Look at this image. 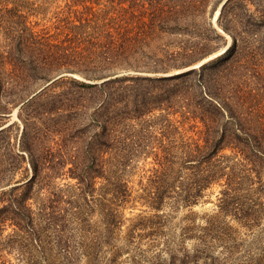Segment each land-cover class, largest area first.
<instances>
[{
    "label": "rangeland",
    "instance_id": "obj_1",
    "mask_svg": "<svg viewBox=\"0 0 264 264\" xmlns=\"http://www.w3.org/2000/svg\"><path fill=\"white\" fill-rule=\"evenodd\" d=\"M223 7L231 32L224 31V20L219 19ZM85 8L92 11V28L72 29L80 25L78 17H90ZM248 14L252 19L246 22ZM261 14L264 0H0L3 55L8 51L16 55L17 48L22 57L29 55L32 36L52 44L76 38L84 47L92 35V43L103 45L121 17L127 46L132 48L128 59L138 60L101 72V79L61 71L31 85L20 101L0 99V161L1 169H8L0 182V209L24 205L37 231L35 235L28 227L19 231L6 221L0 227V264H194V255L196 264H255L258 260L264 264L261 195L256 221L249 224L219 212L223 180L212 183L193 205H185L174 193L157 211L141 202L152 169L173 167L184 181L196 170L236 163L238 156L230 147H224L209 163L201 162L197 152L189 153L195 145H204V124L172 102L159 101L170 99L173 84L182 80L196 84L200 63L208 66L203 71L206 79L219 64L236 58L247 64L244 72L249 85L256 88L257 99L264 104V21L257 19ZM238 17L244 19L241 25ZM230 33L236 35L237 48H232ZM191 71L187 78L170 80ZM62 75L66 76L63 81L48 86ZM70 79L96 86L104 83L101 90L113 93L121 113L111 138H102L100 126L92 122V89L73 95L86 109L65 110L61 118L42 113L28 119L26 105L21 106L24 102L46 86L43 92L49 95L63 92L71 97ZM199 89L192 88L196 98ZM140 98L154 103L135 112L131 103ZM50 117L57 122L51 125ZM46 127L63 132L44 135ZM33 128L42 132L37 141L32 140ZM95 135L106 144L99 145L104 171L92 183ZM25 142H34L37 154L45 148L55 156L62 153L63 166L49 182L26 186L33 171ZM17 160L20 164L11 170ZM48 215L60 218L62 228L47 227Z\"/></svg>",
    "mask_w": 264,
    "mask_h": 264
},
{
    "label": "trees",
    "instance_id": "obj_2",
    "mask_svg": "<svg viewBox=\"0 0 264 264\" xmlns=\"http://www.w3.org/2000/svg\"><path fill=\"white\" fill-rule=\"evenodd\" d=\"M85 12L89 13L90 17L81 15L77 19L80 25H73L72 29L92 28V11L90 8H85ZM105 14L101 18H105ZM224 14L225 7L222 8L219 19L224 20V24H222L224 31L231 32L225 25ZM233 16L237 17L235 14ZM250 19H252V16L248 14L246 22ZM257 19L260 23L263 22L264 15L261 14ZM243 20L238 17L237 22L239 25L243 23ZM121 21L122 18L120 17L116 21L117 28L114 29L113 33H108L103 45L98 42L92 43V35L86 40L87 45L84 47H80L81 41H77L76 38H65L63 41H59L58 44H52L47 39L32 36L29 45H27L30 51L29 55L22 57L20 55L21 48H17L16 55L11 54L10 51L5 52V55L0 53V99L4 98L5 103L14 102V100L20 101L29 94L28 88L31 85L39 80L45 81L50 75L61 71L78 73L86 78L101 79L104 76L99 75L101 72H109L120 66H129L132 61L137 62L136 59H128V53L132 48L127 46L128 41L123 33L124 28ZM232 37V48H237L236 35L233 33ZM133 45H135V42ZM231 59L228 62L219 64L213 71L212 76L206 79L203 78V71L208 66H201L199 72L196 73L195 71V74H197L196 84L190 80H182L173 84L171 85V92L174 95L171 94L170 99L168 97L161 98L162 101L159 102H172L180 109H184L185 113L198 117L204 124V145H195L193 150H189V153L195 151L201 162L209 163L224 147H230L238 156L236 163L222 169L213 166L212 168L196 170L186 179V184V180L182 181L183 179H180L178 169L170 166L152 169L147 177L146 184L142 188L143 193L141 195L142 204L150 210H159L165 198L171 193L180 197L181 202L185 205H193L202 195V192L212 183L223 180V189L220 191V197L218 198L219 212L225 215L231 214L240 221L244 220V224L256 221L255 212L261 205L258 196L261 195V198L264 199V194L261 192L264 191V104L257 99L258 92L256 88L249 85V78L246 77L247 73L244 72V70H247V64L242 62L241 59ZM191 73L194 72L180 74L177 77L170 78V80L187 78ZM64 77L66 76L58 77L48 86L55 84L57 81H63ZM161 81L166 82L165 79L157 80V82ZM105 82H110V80ZM70 83L73 84L71 97H67L63 92H52L49 95L43 92L48 87L46 86L24 102L21 106L26 105L28 119L41 116L42 113L45 116L55 114L58 118H61L63 115L61 112L65 110L79 109L80 107L86 109L87 107L80 103L78 98L75 99L73 95H76V91L92 89V122L98 123L100 126L102 138H111L114 129L118 125L116 117L121 113L120 104L118 101H114L113 93H106L101 90L104 83L96 86V84L89 85L73 79H70ZM193 86L201 89V92L199 89L200 94L197 98L192 92ZM190 91L193 96L190 95ZM102 94L103 97L98 99V96H102ZM126 102L127 100L124 101V103ZM132 102L133 108L136 109H134L135 112H142V109L145 110L150 106V103H154L143 98ZM207 108L211 111L208 112ZM52 118L54 117H50L51 125L57 122L56 120L53 121ZM33 131L32 140L37 141L39 133L42 134V132L36 128H33ZM55 132L59 134L63 132V129L55 131L50 127H46L43 134L49 135ZM26 133L27 127L24 126L23 135H26ZM105 144L97 139L95 135L93 145L96 149L92 156V183L104 171L101 167L103 159L99 145L104 146ZM36 146L34 142H25L23 145L33 171V175L26 186H33L36 181L38 183L49 182L51 177L58 174V170L63 166L62 153L55 156L49 148H45L44 152L37 154ZM19 157L24 159L22 155ZM219 158L225 159L223 156ZM166 161L170 162L168 159ZM19 164L20 162L17 160L11 170L16 169ZM2 165L3 163L0 161V182L6 178L5 172L8 170L5 167L4 170L1 169ZM11 170L9 169L10 172H12ZM176 183L179 185H175ZM14 206V210L9 205L0 209V227L6 221H10L19 231L28 227L35 235L37 231L34 229L33 219L31 215H26L28 209L20 203ZM19 215L22 217H19ZM109 215L112 217L113 214L109 213ZM60 221V218L52 215L45 218L47 227L51 226L56 229L62 228L63 225L59 223ZM93 257L94 252L92 251V259ZM185 257L187 258L188 255ZM196 257L195 255L192 256L194 264H196ZM182 262H184V259H182ZM259 262L260 260L255 264H263Z\"/></svg>",
    "mask_w": 264,
    "mask_h": 264
},
{
    "label": "bare ground",
    "instance_id": "obj_3",
    "mask_svg": "<svg viewBox=\"0 0 264 264\" xmlns=\"http://www.w3.org/2000/svg\"><path fill=\"white\" fill-rule=\"evenodd\" d=\"M217 14H218V10H217L216 13H215V17L217 16ZM228 45H229V42H228L227 46H228ZM225 49H226V47H225L224 49H222L219 53H217V54H215V55H213V56H210V57H214V56H216V55H219V54L222 53Z\"/></svg>",
    "mask_w": 264,
    "mask_h": 264
},
{
    "label": "water",
    "instance_id": "obj_4",
    "mask_svg": "<svg viewBox=\"0 0 264 264\" xmlns=\"http://www.w3.org/2000/svg\"><path fill=\"white\" fill-rule=\"evenodd\" d=\"M220 9H221V7H220ZM203 63H204V62L200 63V64L198 65V67L202 66ZM186 70H189V69H186ZM183 72H184V71H183ZM178 74H181V73H178ZM178 74H177V75H178Z\"/></svg>",
    "mask_w": 264,
    "mask_h": 264
}]
</instances>
